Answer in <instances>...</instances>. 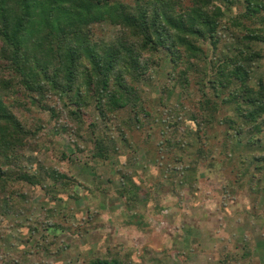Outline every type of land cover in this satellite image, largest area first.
<instances>
[{
	"label": "rangeland",
	"instance_id": "rangeland-1",
	"mask_svg": "<svg viewBox=\"0 0 264 264\" xmlns=\"http://www.w3.org/2000/svg\"><path fill=\"white\" fill-rule=\"evenodd\" d=\"M259 1L264 19V0ZM223 7L224 25L245 10L239 4ZM256 26L264 32L263 21ZM93 35L113 41L122 31L104 22L93 26ZM230 44L227 33L216 52L205 44L208 61ZM252 47L263 58L253 67L255 88L264 80V43ZM199 64L202 71L205 63ZM164 68L160 61L137 84L140 105L156 120L147 125L141 115L138 127L125 122L130 110L102 116L91 105L75 121L68 113L75 108L67 109L51 92L36 100L18 87L5 94L7 105L33 133L19 149L13 177L21 170L44 180L37 186L11 184L10 209L0 214V264H89L116 256L126 264H219L227 256L234 257L228 264H264V176L246 169L256 175L257 196L249 177L237 178L245 169L239 154H251L241 150L230 163L222 152L227 128L219 121L208 127L200 116L202 73H192L183 86L171 67ZM7 69L1 59L0 75L9 74ZM247 134L241 136L244 143ZM260 138L264 142V132ZM101 139L116 144L107 159L96 156ZM51 171L65 180L52 178Z\"/></svg>",
	"mask_w": 264,
	"mask_h": 264
},
{
	"label": "trees",
	"instance_id": "trees-1",
	"mask_svg": "<svg viewBox=\"0 0 264 264\" xmlns=\"http://www.w3.org/2000/svg\"><path fill=\"white\" fill-rule=\"evenodd\" d=\"M238 4L245 10L231 17L229 26L224 25L223 5ZM262 10L259 0H136L135 5L119 0H0V60L6 61L10 72L0 75V214L10 209L12 183L37 186L44 180L21 170L13 177L12 170H19V149L27 146L25 141L33 133L7 105L5 94L18 87L36 100L51 92L67 109L75 108L68 111L75 121L84 118L87 108L94 105L102 116L130 110L125 122L136 127L143 125L141 115L147 125L156 124L140 105L137 84L160 61L165 68L171 67L172 77L183 86L190 83L192 73H202L200 85L208 92L203 89L200 116L208 127L219 121L227 128L223 130L222 152L230 163L237 162L241 150L252 155L239 154V160L244 159L239 164L245 169L237 178L243 174L244 179L249 177L255 195L261 193V188L253 185L256 175L249 176L246 169L254 167L264 176V142L260 138L264 132L263 78L255 88L251 86L253 67L263 59L252 47L264 43V32L256 26L264 22ZM104 22L119 26L122 35L113 41L96 40L93 26ZM225 33L234 44L209 62L203 46L210 45L216 52ZM201 60L205 67L199 71ZM49 111L55 116L53 108ZM247 133L251 135L244 143L241 136ZM197 136L199 140V131ZM173 140L169 138L166 144L171 147ZM96 150L97 157L107 159L116 144L101 139L96 141ZM49 175L66 178L57 171ZM233 258L227 256L219 264H228ZM99 262L126 264L119 256L94 259L89 264Z\"/></svg>",
	"mask_w": 264,
	"mask_h": 264
},
{
	"label": "water",
	"instance_id": "water-1",
	"mask_svg": "<svg viewBox=\"0 0 264 264\" xmlns=\"http://www.w3.org/2000/svg\"><path fill=\"white\" fill-rule=\"evenodd\" d=\"M97 264H108V263H104V262H99V263H97Z\"/></svg>",
	"mask_w": 264,
	"mask_h": 264
}]
</instances>
